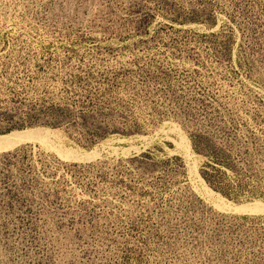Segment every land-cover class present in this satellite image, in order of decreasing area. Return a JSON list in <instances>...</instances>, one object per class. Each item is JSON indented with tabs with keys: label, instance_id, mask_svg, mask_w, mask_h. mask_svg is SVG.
Returning a JSON list of instances; mask_svg holds the SVG:
<instances>
[{
	"label": "rangeland",
	"instance_id": "obj_1",
	"mask_svg": "<svg viewBox=\"0 0 264 264\" xmlns=\"http://www.w3.org/2000/svg\"><path fill=\"white\" fill-rule=\"evenodd\" d=\"M0 264H264V0H0Z\"/></svg>",
	"mask_w": 264,
	"mask_h": 264
}]
</instances>
